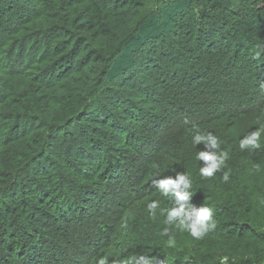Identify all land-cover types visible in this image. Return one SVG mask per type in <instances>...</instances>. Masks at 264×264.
<instances>
[{"label":"trees","instance_id":"16d2710c","mask_svg":"<svg viewBox=\"0 0 264 264\" xmlns=\"http://www.w3.org/2000/svg\"><path fill=\"white\" fill-rule=\"evenodd\" d=\"M262 124L264 0H0V264H264V134L239 148ZM212 125L230 158L204 178ZM181 171L201 240L164 223Z\"/></svg>","mask_w":264,"mask_h":264},{"label":"clouds","instance_id":"9594fccd","mask_svg":"<svg viewBox=\"0 0 264 264\" xmlns=\"http://www.w3.org/2000/svg\"><path fill=\"white\" fill-rule=\"evenodd\" d=\"M262 134H264V124L259 128L250 131L239 141V148L243 150H256L262 147ZM194 146L204 145V150H198L196 159L203 161L199 169V174L204 178H212L216 173L227 168L229 152L221 147L222 141L212 132L203 133L196 128L192 135ZM230 173L223 171L222 181L228 182ZM156 187L161 195L172 198V207L166 209L165 225L174 226L180 231H187L191 237L196 240L203 239L210 231L215 230L217 221L215 219V210L206 205L196 206L192 203V180L184 172H177L174 176H165L155 181ZM160 206L159 200H152L147 204V210L150 218L155 220L157 209ZM169 227H165L160 233L161 236H167V246L176 247V241L169 234ZM96 264H157V261L147 255L138 254L128 257L126 260L111 259L107 256H101ZM219 264H229V256L219 257Z\"/></svg>","mask_w":264,"mask_h":264},{"label":"rangeland","instance_id":"374dc122","mask_svg":"<svg viewBox=\"0 0 264 264\" xmlns=\"http://www.w3.org/2000/svg\"><path fill=\"white\" fill-rule=\"evenodd\" d=\"M212 128L215 129V128H216V125H212V126L206 127L205 129L202 130V132H203V133L210 132V130H211Z\"/></svg>","mask_w":264,"mask_h":264}]
</instances>
